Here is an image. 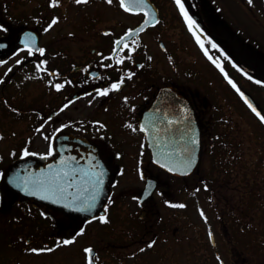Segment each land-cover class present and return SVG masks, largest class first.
<instances>
[{
	"label": "flooded vegetation",
	"instance_id": "flooded-vegetation-1",
	"mask_svg": "<svg viewBox=\"0 0 264 264\" xmlns=\"http://www.w3.org/2000/svg\"><path fill=\"white\" fill-rule=\"evenodd\" d=\"M183 3L202 31L195 30L194 34L189 29L175 0H149L159 23L149 25L138 34L140 47L133 54L135 63L126 60L120 65L110 59L101 60L100 54L107 56L114 37L127 27H135L143 16L124 12L119 8V0L111 5L106 0H86L81 4L61 0L55 8L49 7L48 0H0V24L6 28L0 30V44L4 45L0 48V60L5 61L0 64V76L4 77L0 81V157L3 158L0 159V264H87L83 249L89 245L94 250L93 264H246L244 249L239 248L243 243L238 241V256L235 252L232 254L235 250L230 248L231 239L225 237L227 232L213 231L212 224L198 212L206 203L205 196H215L213 184H201L204 179L197 175L199 167L182 176L152 162L156 139L159 138L164 148L182 149L187 140L180 137L190 135L188 128H192L194 120L201 135L200 161L243 157L248 148L245 138L234 137L231 125L220 129L215 126L228 118L226 108H237L236 98L248 107L224 73L240 89L245 71L264 81V70L254 64L246 65L231 38L217 25L219 19L214 12L200 5L198 0H183ZM53 15L60 17L59 22L44 32L42 25ZM108 28L112 29V34L104 35V29ZM25 32L35 33L37 45L46 49L42 57L39 53L27 56L26 51L12 55L17 47L23 48L21 39ZM197 35L208 55L197 42ZM209 37L219 48L212 47ZM20 56L25 59L18 65L15 61ZM209 56L221 64L224 73ZM37 57L47 60L48 64L43 67L58 70L60 76L37 72ZM105 63L112 67H103ZM206 63L221 73L226 88L210 87L213 78L205 71ZM125 68L135 75L125 78L119 90L93 99L94 89L118 79ZM93 72L98 76L93 77ZM48 79L54 82L71 79L72 83H65L64 88L57 91L47 84ZM259 91L260 97L254 95V100L264 114V90ZM124 96L128 97L127 102L122 99ZM73 97L78 99L57 111ZM89 99H93L92 104L88 103ZM182 104L190 109V115L181 113ZM156 108L161 110L156 113L157 127L168 126L167 113L176 118L172 125L174 131L145 134L125 126L128 121L138 127L146 120V114H153ZM48 116L52 119L47 120ZM255 117L262 125L259 134L264 140V122ZM94 120L107 127L92 124ZM68 121L73 123L52 135L61 123ZM41 123L45 127L37 132ZM41 132L51 138L57 159L59 155L82 158L87 142L94 147L107 168L108 197L104 204L109 198L112 201L107 209L108 222L91 220L92 215L72 216L63 206L24 195L9 183L13 167L21 161L53 162L52 158L20 156V149L29 137L31 152L47 150L49 140ZM64 145L71 147L64 148ZM258 147L264 150L260 144ZM13 149L15 156L10 155ZM116 152L122 155L117 157ZM141 172L144 179L140 178ZM147 180L153 181L149 195L138 201L136 197L143 196ZM199 197L202 199L198 200ZM165 200L185 206H170ZM215 200V203L220 201ZM42 211L48 216H42ZM103 211L101 206L93 215L98 217ZM86 220L90 222L85 224ZM199 221L207 229L204 233L199 231ZM78 227H84L85 232L70 245H61L52 252L26 251L28 247H50L58 237H68ZM149 240L155 241L152 247L146 246ZM141 248L144 250L139 251Z\"/></svg>",
	"mask_w": 264,
	"mask_h": 264
},
{
	"label": "snow or ice",
	"instance_id": "snow-or-ice-1",
	"mask_svg": "<svg viewBox=\"0 0 264 264\" xmlns=\"http://www.w3.org/2000/svg\"><path fill=\"white\" fill-rule=\"evenodd\" d=\"M49 7L55 8L61 4V0H48ZM76 4L85 3L86 0H74ZM108 4H112L114 0H106ZM175 3L180 9L181 14L183 15L188 27L190 30H200V25L197 24V22L189 15L188 11L184 7L183 0H175ZM247 3L249 5H252L254 3V0H247ZM119 8L123 10L124 12L128 14H142L143 19L139 24H137L135 27H127L122 34L115 36L112 41V48L111 51L107 54V56L100 54L101 60H112L115 64L123 65L124 62L127 61H133L135 63L133 54L137 51V49L140 47V36L139 33L143 32L149 25H156L159 23L158 15L156 12L152 9L151 5L149 4L148 0H119ZM36 19V18H34ZM60 20V17L57 15H53L49 22L42 25V30L44 32H48L50 29L53 28L54 25H56ZM39 23V20H37ZM0 30H6L5 25L0 24ZM104 35H111L112 29H104L103 32ZM197 42L200 44L201 49L204 50L205 55H208V50L205 48L203 41L201 40L200 36H196ZM211 41V38H208ZM213 48H219V45L215 43V41H211ZM21 44L23 45V48L17 47L15 51L12 53L13 56H16L18 53H21L22 51H26L27 56H32L33 53H39L42 57L46 53V49L44 47L38 46L36 43L35 33L33 32H25L23 35V38L21 39ZM4 47L3 44H0V48ZM25 59V56H20L18 59H16L15 63L20 64L22 60ZM148 59H151V57H148ZM209 59L212 60V62L216 65L217 68L220 69L222 73H224V68L221 66V64L212 56H209ZM37 63L35 65L37 72L43 73V72H49L50 76L59 77L60 73L58 70H51L47 69L46 67H43L48 64V61L45 59H41L40 57H37ZM4 60H0V64H4ZM142 67L143 65H138ZM73 67H76L73 65ZM105 68H111L112 64L105 63L103 65ZM243 71V69H241ZM93 77L98 76L97 73L93 72L91 73ZM135 73L131 69H123L122 75L115 80H112L110 83L107 84V86L102 88H96L94 89L95 95L93 96V99H95L96 96H106L110 92L119 90L121 88V85L124 83L125 78L131 79ZM225 78L228 80L229 84L236 90L237 93L242 97L244 102L247 104V106L251 109L253 113L259 118L261 122H264V114L261 113L252 103L251 100H249L248 96L245 95L243 91L237 86L236 82L228 76L227 73H224ZM244 75L247 76L248 73L245 71ZM251 78V77H250ZM4 80L3 76H0V81ZM47 84L54 87L57 91H60L62 88H64L65 83L71 84L72 80L68 79L66 81H56L54 82L53 79H48ZM256 83L258 84H264V81L257 80ZM85 95H89L88 93H85ZM78 99V97H73L71 99H67L64 104L60 106L57 111H61L64 108H67L70 104L73 103V100ZM93 99H89L88 103L92 104ZM122 99L127 102L128 97L124 96ZM7 103V101H5ZM11 107V106H9ZM132 108H135V105H132ZM13 111H19L18 109L13 108ZM161 110L159 108H156L153 112V114L148 115L146 114V120L139 123L138 127L137 125H134L131 122L125 121V126L131 129L133 132L140 131L145 134H150L151 132H160V131H167V129H159L157 127V121L159 117L156 115V113H159ZM181 113L185 115H190V109L185 106H180ZM52 116H48L47 120H51ZM165 119L167 121L168 129H171L174 121L175 116H171L167 113H165ZM72 121H68L67 124L61 123L58 128L55 129V131L52 133L53 136L56 135V133L60 132L61 129L66 128L68 125L72 124ZM92 124L99 125L101 128H106L107 125L103 124L101 121L94 120L92 121ZM76 126V125H74ZM45 125L43 123L39 124L36 131L40 132L41 129H43ZM188 133L190 135H182L180 137L181 140H187L186 144L183 146L182 149L180 148H171L167 149L164 152H161L159 155L154 154L152 159L154 162L161 166L162 168L166 169L169 172H181L184 174H187L191 172L193 165L196 163V154L194 151L195 146L198 144L199 140L197 137L196 132L189 127ZM41 135H44V138L46 140H49L47 150L43 152H31L29 150V144L31 142V137H29L28 142L25 144L23 148L20 149V156L21 157H28V156H39L43 160H47L48 158H52V163H49L46 168H39L35 171L31 170V165H22V168L25 170L21 172L19 169H17L16 173L13 176H9L8 180L9 183L13 184L15 187L20 189L23 192H29L32 195L40 196L44 200L52 201L55 204L63 205L65 208L75 211V212H88L91 213V211L96 207V202L98 198L100 197L102 191H103V181H104V175L105 170L100 165V162L96 160L94 156L89 154V161H95V163H90L87 167V169L79 167V165L76 163V158L70 155H59V158L57 159V150L55 149L53 143L51 142V138L44 133H40ZM159 138L156 139V143L159 144ZM71 147V145H64V148ZM141 149H143V145H141ZM16 152L13 149L10 155L15 156ZM178 154V158H177ZM115 155L117 157H120L122 153L116 152ZM0 159H3L0 157ZM139 171V169H138ZM121 174H123L124 169L120 168ZM140 178L144 179L143 173H140ZM152 187V181L149 180L147 182V187L144 189L143 196L136 197L138 201L143 200L145 196L149 195V191ZM204 187L207 188L208 185L205 183ZM111 198L108 199V203L104 204L103 207L105 211L101 212L100 215L97 217L95 215H92L90 217L91 220L99 219L100 222H108L109 216L107 213V209L109 207V204L111 203ZM165 204L174 206V207H184L185 205L183 203H174L170 200H165ZM42 216L47 217L48 213L46 211L41 212ZM200 215L207 219L205 216L203 210L200 211ZM89 220L84 221L85 224L89 223ZM85 232L84 227H78V229L75 231L74 234L68 236V237H58L56 242L52 244L50 247H28L26 251L30 253H42V252H52L54 249L60 247L61 245H70L73 242L76 241L77 236ZM209 236L212 235L211 232L208 233ZM23 239V238H22ZM25 243H28V241H25ZM155 244L154 240H149L146 244L147 247H152ZM144 249L141 248L139 251H143ZM84 253L87 254L86 260L87 264H93L94 257L92 256L93 248L92 246H87L83 249ZM134 255V253H133ZM219 259V257H217ZM222 264V262H221Z\"/></svg>",
	"mask_w": 264,
	"mask_h": 264
},
{
	"label": "rangeland",
	"instance_id": "rangeland-1",
	"mask_svg": "<svg viewBox=\"0 0 264 264\" xmlns=\"http://www.w3.org/2000/svg\"><path fill=\"white\" fill-rule=\"evenodd\" d=\"M203 1L210 11L215 12V18L219 19L217 25L231 38L239 55L247 63L264 70V0H254L252 5L247 0ZM205 71L213 78L210 87L221 90L226 88L223 76L215 67L206 63ZM200 82L199 86L202 85L201 79ZM256 85L250 78L242 81L246 91L260 97L261 92ZM259 88L264 90L262 86ZM235 102L237 108H226L228 118L226 116L227 119L224 118L215 126L217 129L233 126V136L245 138L247 152L238 159H219L217 163L211 159L201 161L197 175H202L203 181L213 184L215 196H205L206 203L198 212L203 210L207 215L213 231L227 232L225 237L231 239L230 248L235 250L232 254L235 252L238 256L237 244L241 241L243 244L239 248L244 249L246 264H264V150L258 147L260 144L264 148L261 143L264 140L259 134V129H263L239 98ZM215 199L220 201L215 203ZM199 225L200 232L207 231L202 221Z\"/></svg>",
	"mask_w": 264,
	"mask_h": 264
},
{
	"label": "water",
	"instance_id": "water-1",
	"mask_svg": "<svg viewBox=\"0 0 264 264\" xmlns=\"http://www.w3.org/2000/svg\"><path fill=\"white\" fill-rule=\"evenodd\" d=\"M245 93V95L248 96L249 100L252 101V103L254 105H256V103L254 102V100L249 96V94H247L244 90H241ZM257 107V105H256ZM257 109L259 110V108L257 107ZM260 111V110H259ZM162 126L158 127L159 129H161ZM178 129L180 128V126L177 127ZM192 128L193 130L196 132L197 134V137H198V144L195 146L194 148V151H195V154H196V163L193 165V168L191 170V172L198 166V162H199V152H200V132H199V129H198V126L194 120V122H192ZM162 129H167L166 132H171V131H174V128L172 129H168V126H164ZM162 133V131H160L158 133V135H160ZM154 150H153V155L156 154V155H159L161 152H164L165 150H167V147L164 148L162 147V145L160 144H157V143H154ZM185 145V144H184ZM183 145V146H184ZM170 149V148H169ZM181 149V148H180ZM89 154H91L92 156H94L96 158V160H98L100 162V165L104 168L105 170V175H104V181H103V191L100 195V197L98 198L97 202H96V207L91 211V213H88V212H75V211H72V210H69L67 209L72 216H85V215H91L93 214V212H95L100 206H102L106 200V197H107V192H106V189H105V180H106V174H107V170L105 169V166H104V163L98 158V156L96 155V153L90 148L89 145H87V150H86V153L83 154V157L82 158H78L76 159V163L79 165V167L81 168H84V169H87L88 165L90 163H95V161H89ZM177 158H178V154H177ZM153 160V159H152ZM154 162V160H153ZM27 164H30L31 165V170L32 171H35L39 168H46L47 165L49 164L48 161L44 162L43 164H37L36 162L34 161H29V160H25V161H22L20 163H18L17 165H15L13 167V172H12V175H14L17 171V169H19L21 172H23L25 169L22 168V165H27ZM173 173V172H172ZM190 173V172H189ZM174 174H178V175H185L184 173H181V172H176ZM188 174V173H187ZM19 191L21 193H23L24 195H27V196H32V197H35V198H38L40 200H44L42 197L40 196H35V195H32L31 193L29 192H23L19 189ZM46 202H52V201H48V200H44ZM53 203V202H52ZM60 206H63V205H60ZM64 207V206H63ZM65 208V207H64Z\"/></svg>",
	"mask_w": 264,
	"mask_h": 264
}]
</instances>
